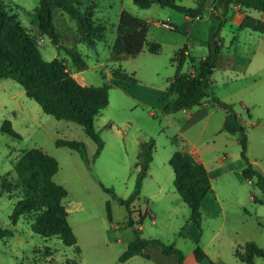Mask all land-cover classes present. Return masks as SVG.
Listing matches in <instances>:
<instances>
[{"label": "rangeland", "instance_id": "obj_1", "mask_svg": "<svg viewBox=\"0 0 264 264\" xmlns=\"http://www.w3.org/2000/svg\"><path fill=\"white\" fill-rule=\"evenodd\" d=\"M89 1L96 4V21L107 27L105 39L95 46L71 40V29L75 30L76 24L66 14V23L57 22L61 44L76 47L87 62L88 68L78 72L65 51L40 31L36 18L39 0H2L4 12L30 31L45 60L64 59L82 85L109 84L111 88L109 105L95 118V128L104 141L103 151L96 156L97 144L80 125L47 115L17 81L0 79V183L4 177L15 181L13 166L24 151L38 149L54 158L58 172L53 179L67 190L63 203L77 238L76 246L69 247L58 237L45 238L35 233L31 223L36 213L21 217L14 225L10 216L23 196L19 189L13 196L0 197V227L13 232L10 237L0 238V264L176 262V257L165 254L161 247L148 245L145 253L150 259L137 255L120 263L139 229L144 239L176 246L188 264H198L194 259L197 246L208 256L201 264H242L240 258L248 242L264 249V193L255 179L242 177L247 166L241 157L238 135L222 131L226 112L208 102L188 112L164 113L165 105L175 98L168 87L176 72L177 62L172 63L176 53L188 46V58L194 57L195 62L192 64L187 58L182 72L192 74L197 73L199 61L209 54V13L202 19H191L157 2L142 9L134 0ZM200 1L178 0L187 7H196ZM212 2L205 0L209 9ZM123 10L149 22L147 41L161 45L159 54H151L145 48L137 58L110 61ZM245 15L264 21L263 12L232 6L220 37L223 55L233 58L234 68L215 69L210 90L234 105L247 132L249 160L264 175V33L240 29ZM168 25L178 31L170 30ZM119 66L135 75L138 82H116L111 73ZM200 111L207 116L187 125ZM58 139L83 142L90 163L86 164L77 151L58 147ZM151 140L155 141L153 159L142 166L143 161L138 158L140 146ZM177 151L194 152L210 174L214 196L200 207L199 225L192 220L191 209L174 186L175 175L169 161ZM141 170L146 172L142 191L131 206L130 215L119 200L130 197ZM104 188L112 190L117 198ZM130 218L133 226L129 225ZM255 264H264V259L256 258Z\"/></svg>", "mask_w": 264, "mask_h": 264}, {"label": "trees", "instance_id": "obj_2", "mask_svg": "<svg viewBox=\"0 0 264 264\" xmlns=\"http://www.w3.org/2000/svg\"><path fill=\"white\" fill-rule=\"evenodd\" d=\"M181 12L191 19H202L205 14L210 15V27L207 46L209 54L199 61L197 73L182 72L186 64L188 46L176 53L172 63L177 62L176 72L169 82L168 92L175 98L164 107L165 114H175L183 110L202 106L206 102L226 112L222 131L238 135L241 147V157L246 163L242 177L247 180H256V185L264 193V175L255 170L248 157V136L242 125L234 105L222 101L210 90V80L215 69H233L234 62L230 56L223 55V40L220 32L224 26L232 6L237 5L245 9H253L264 13V0H213L211 9L201 0L196 7H187L178 0H134V4L142 9H149L154 3ZM5 5L0 0V79L10 78L17 81L25 94L35 100L44 113L57 120H64L80 125L87 136L96 144V156L104 149V141L95 128V118L109 105V84L101 86H86L80 84L72 75L64 59L54 58L51 61L44 59L36 39L21 23L4 12ZM66 14L76 24L71 29V40L74 43L86 44L93 47L97 42L105 39L107 27L96 21V4L89 0H39L36 18L40 31L47 36L59 49H63L71 59L78 72L88 68L87 62L76 47L61 44V34L57 22L66 23ZM170 30L178 29L168 25ZM150 29L148 21L134 16L126 10L120 13L117 27V38L110 54V61L120 63L140 56L145 48L151 54H159L161 45L148 43L147 35ZM240 29H251L254 32L264 33V21L245 15ZM194 64L195 58L189 56ZM223 60L224 63L219 62ZM113 79L119 83L135 84L138 82L135 75L126 72L122 66L113 69ZM200 111L192 116L187 125L205 117ZM12 133L9 129H4ZM15 136V135H14ZM178 138L175 137L174 141ZM58 147H67L77 151L86 164L90 163L86 146L76 140L56 141ZM155 141L142 143L138 154L142 166L152 161ZM173 168L174 186L184 202L192 212V220L196 225L200 223V207L210 196H214L210 174L205 164L192 151H177L169 161ZM15 181L4 177L0 183V197L5 194L15 195L22 190L23 196L14 205L10 220L14 225L21 217L36 213L31 223V229L45 237H58L63 244L69 247L76 246L77 238L68 220V211L63 203L67 197V190L57 184L53 177L58 172L57 161L38 149L24 151L13 166ZM145 171L141 170L136 179L134 191L127 200H119L131 215L132 205L140 198ZM106 192L117 198L116 194L107 188ZM255 202H259L254 197ZM108 217L111 219V209L108 206ZM129 225L133 226L132 218ZM13 235L12 230L0 227V238ZM148 245L162 248L167 255L176 257L174 264H188L185 254L174 245H166L159 240L144 239L140 236V229L136 230V238L128 249L121 255L120 263H125L134 256H143L150 259L145 253ZM241 255L242 264H255L256 258L264 259V249L255 242H248ZM194 259L198 264L208 260L204 250L197 246L194 250Z\"/></svg>", "mask_w": 264, "mask_h": 264}, {"label": "crops", "instance_id": "obj_3", "mask_svg": "<svg viewBox=\"0 0 264 264\" xmlns=\"http://www.w3.org/2000/svg\"><path fill=\"white\" fill-rule=\"evenodd\" d=\"M187 111V110H186ZM188 112V111H187ZM199 112V111H198ZM194 115H196V114H194ZM207 116V115H206Z\"/></svg>", "mask_w": 264, "mask_h": 264}]
</instances>
